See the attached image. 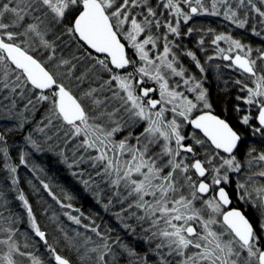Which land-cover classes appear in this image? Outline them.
<instances>
[{
	"label": "snow or ice",
	"instance_id": "obj_1",
	"mask_svg": "<svg viewBox=\"0 0 264 264\" xmlns=\"http://www.w3.org/2000/svg\"><path fill=\"white\" fill-rule=\"evenodd\" d=\"M258 5L0 0V164L38 238L21 231L0 190V264H264V48L195 27L197 17H222L264 39ZM197 34L199 51L206 40L215 47L203 63L184 43ZM217 58L242 76L221 114L204 86ZM45 153L69 170L87 165L71 175L115 223L98 224L41 181L84 229L71 236L57 225L62 236L50 242L16 188L18 166Z\"/></svg>",
	"mask_w": 264,
	"mask_h": 264
},
{
	"label": "trees",
	"instance_id": "obj_2",
	"mask_svg": "<svg viewBox=\"0 0 264 264\" xmlns=\"http://www.w3.org/2000/svg\"><path fill=\"white\" fill-rule=\"evenodd\" d=\"M264 7L262 5H258ZM195 27L208 29H215L217 32H223L228 34L229 32L234 38L241 39L245 44L249 45L253 49L264 48V39L252 34L251 26L246 29H238L233 25L228 24L222 17H197L195 18ZM251 25H255L257 30H262L259 24V18L253 13L250 17ZM199 39V35H195L191 38H185L184 43L187 48L197 51V55L201 59L202 63L207 60L208 56H216L215 47L210 45L206 40V51H199L196 41ZM191 40V42H189ZM222 46V44H221ZM187 65L191 64L190 60H185ZM228 62L222 59H213L205 64L207 69V79L204 82V86L209 89L212 103L216 108L217 114H221V109L224 106L223 101L234 100L235 95L238 94V87L234 84L236 79H241L242 76L238 70L227 67ZM219 66V67H217ZM192 71L197 75H200L198 70L194 67ZM231 110V103L227 105ZM39 115V114H38ZM18 139V138H14ZM11 144V141L9 142ZM55 149V143H54ZM16 147H20L19 144ZM61 147H64L61 144ZM59 151V149H55ZM66 151V149H65ZM10 154L12 160L9 163H17L18 153L10 148ZM69 156V155H68ZM71 161L72 157L69 156ZM37 165L38 169L35 173L31 171L32 165ZM81 168H84L87 172L91 169L87 168V165H81L79 168L69 170L64 164L59 162V158L52 153H45L43 155H37L30 158L29 168L24 166H18L17 179L19 184L16 186L18 190H22L26 197L29 199L33 206L34 215L43 231L48 233L50 242L57 237L62 236V233L57 231V225L63 227L71 236L75 235L76 231L84 232V229L80 226L73 224L64 215L65 212H71L70 209H62L60 206L48 196L42 188L41 181L48 183L55 193L64 203H72L74 207L80 208L85 215H95L98 224L115 223L109 213H105L101 205L95 203L93 195L90 192L85 191L84 186L79 182L80 177H73L71 171L79 172ZM84 178H87V174ZM32 183L29 184L28 181ZM12 185L6 169H3L0 164V190L5 193V199L8 201V211L21 217V223L19 225L21 231H26L31 234V230L28 226L27 215L24 211L21 203L15 199L16 192L11 191ZM65 193L73 196L71 201L65 198ZM7 215L8 212L6 211ZM72 215H77L75 212H71ZM56 216L58 218L57 223L54 224L51 217ZM34 239V234H31ZM40 252L38 254H44V248L42 243L39 245ZM67 254V253H63Z\"/></svg>",
	"mask_w": 264,
	"mask_h": 264
},
{
	"label": "rangeland",
	"instance_id": "obj_3",
	"mask_svg": "<svg viewBox=\"0 0 264 264\" xmlns=\"http://www.w3.org/2000/svg\"><path fill=\"white\" fill-rule=\"evenodd\" d=\"M201 17H203V16H201ZM221 44H222V47L227 48V44H225L224 42H221ZM185 64L187 65L186 61H185ZM66 154L69 155L70 157H72L70 145L66 148Z\"/></svg>",
	"mask_w": 264,
	"mask_h": 264
},
{
	"label": "water",
	"instance_id": "obj_4",
	"mask_svg": "<svg viewBox=\"0 0 264 264\" xmlns=\"http://www.w3.org/2000/svg\"><path fill=\"white\" fill-rule=\"evenodd\" d=\"M227 62V61H226Z\"/></svg>",
	"mask_w": 264,
	"mask_h": 264
}]
</instances>
